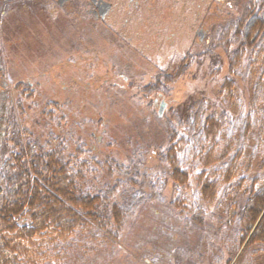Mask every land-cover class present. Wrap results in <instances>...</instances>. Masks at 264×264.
Returning a JSON list of instances; mask_svg holds the SVG:
<instances>
[{"label": "rangeland", "instance_id": "1", "mask_svg": "<svg viewBox=\"0 0 264 264\" xmlns=\"http://www.w3.org/2000/svg\"><path fill=\"white\" fill-rule=\"evenodd\" d=\"M89 1L0 0V58L8 91L24 108L18 111L24 128L46 150L60 148L75 170L85 168V191L114 192L112 203L130 207L117 239L78 231L47 264H264V245L246 248L238 236L246 198L236 182L246 178L250 185L258 177L264 185L259 116L241 139L259 79L248 57L237 100L220 96L229 57L218 32L238 20L250 0H107L112 10L105 20L90 16ZM183 63L189 68L168 97L144 95L158 74H172ZM192 100H205L208 114L225 113L243 150L238 178L207 209L201 228L171 208L179 193L159 158L170 146V111ZM158 180L166 188L160 200H151Z\"/></svg>", "mask_w": 264, "mask_h": 264}, {"label": "trees", "instance_id": "2", "mask_svg": "<svg viewBox=\"0 0 264 264\" xmlns=\"http://www.w3.org/2000/svg\"><path fill=\"white\" fill-rule=\"evenodd\" d=\"M218 45L228 54V76L220 96L230 104L237 100V81L243 63L259 77L254 87L252 113L245 133L259 116L260 145L264 138V0H250L242 16L221 27ZM189 66L183 63L172 73H160L143 89L147 97H168L171 86L184 76ZM17 89H26L19 84ZM32 100L31 91H24ZM205 100H192L181 110H171L166 122L169 148L160 160L169 165L173 189L179 197L170 206L194 227L204 225L207 209L212 208L225 186H232L242 168L243 150L230 129L227 115L208 114ZM8 91L6 70L0 58V264H47L60 255L59 248L77 232L115 240L123 230L130 207L112 203V194L85 191V168L75 170L60 148L46 150L24 128ZM80 157V155L78 156ZM189 157L196 164L188 165ZM226 164L221 173L213 168ZM81 166H85L81 163ZM197 170L194 172V169ZM199 168V170H198ZM249 169V168H248ZM240 178L235 186L246 202L239 218L238 236L246 248L264 245V185L260 178ZM243 183L245 185H243ZM196 187H194V185ZM166 185L151 184V200H160ZM201 201L202 203H200ZM27 224L22 225V222Z\"/></svg>", "mask_w": 264, "mask_h": 264}, {"label": "water", "instance_id": "3", "mask_svg": "<svg viewBox=\"0 0 264 264\" xmlns=\"http://www.w3.org/2000/svg\"><path fill=\"white\" fill-rule=\"evenodd\" d=\"M66 1H67V0H60L61 5H64V3H65ZM98 8L100 9V15H101L102 19H105L106 16L109 14V12H110L112 6H111V4L105 3L103 0H100V1H99V6H98ZM199 35H200L201 38L204 37L202 31L199 32ZM163 109H164V105L161 106V109H160V114H161V115H162V113H163Z\"/></svg>", "mask_w": 264, "mask_h": 264}, {"label": "flooded vegetation", "instance_id": "4", "mask_svg": "<svg viewBox=\"0 0 264 264\" xmlns=\"http://www.w3.org/2000/svg\"><path fill=\"white\" fill-rule=\"evenodd\" d=\"M99 1L100 0H90L89 1V5H90V10H89V14H90V16H93V17H99V18H101L100 17V14L98 13V6H99ZM103 1H105V2H107V3H109V1H107V0H103ZM110 4V3H109ZM110 12H111V10H110ZM110 12H109V14H110ZM99 14V15H98ZM108 14V15H109ZM107 15V16H108Z\"/></svg>", "mask_w": 264, "mask_h": 264}]
</instances>
